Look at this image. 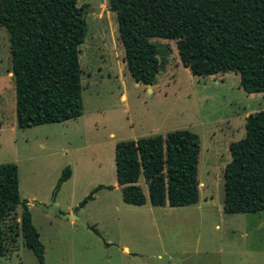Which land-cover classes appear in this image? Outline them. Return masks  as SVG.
Wrapping results in <instances>:
<instances>
[{"label": "rangeland", "instance_id": "obj_1", "mask_svg": "<svg viewBox=\"0 0 264 264\" xmlns=\"http://www.w3.org/2000/svg\"><path fill=\"white\" fill-rule=\"evenodd\" d=\"M82 5L87 26L79 55L83 110L74 120L18 128L9 35L0 28V164L17 166L20 200L27 201L44 246V264H264V224H258L264 212H223L228 146L244 137L245 118L264 110V93L246 94L232 72L192 76L175 41L161 38L151 41L166 66L154 85H139L126 70L107 0H77ZM175 130H189L200 140L198 202L153 207L140 181L145 204H124L116 185L115 145ZM65 167L71 177L53 197ZM98 185L111 189L98 191L75 211ZM32 201L54 202L77 220L47 214ZM20 213L18 206L13 216ZM9 249L0 264H38L21 235Z\"/></svg>", "mask_w": 264, "mask_h": 264}, {"label": "trees", "instance_id": "obj_2", "mask_svg": "<svg viewBox=\"0 0 264 264\" xmlns=\"http://www.w3.org/2000/svg\"><path fill=\"white\" fill-rule=\"evenodd\" d=\"M115 14L123 62L131 78L152 86L166 59L152 39L176 43L179 60L194 77L228 72L246 94L264 93V0H107ZM86 5L77 0H0V28L9 35L18 128L62 123L82 115L80 46L87 33ZM169 49V47H168ZM223 170V212H264V110L245 118V135L228 146ZM200 140L175 130L115 145L114 165L124 204L143 206L146 186L153 207L194 205ZM71 177L65 167L53 190ZM116 183V184H117ZM110 186L98 185L75 211ZM21 207L16 218L13 214ZM96 235L95 227H89ZM21 235L23 246L44 264V246L20 200L18 169L0 164V258Z\"/></svg>", "mask_w": 264, "mask_h": 264}, {"label": "water", "instance_id": "obj_3", "mask_svg": "<svg viewBox=\"0 0 264 264\" xmlns=\"http://www.w3.org/2000/svg\"><path fill=\"white\" fill-rule=\"evenodd\" d=\"M98 10V9H97ZM97 10H95L97 12ZM83 16H84V13H83ZM137 84H139L138 82H136ZM118 187L120 188V184L117 183ZM31 205L37 207L38 209L42 210L43 212L47 213V214H54L56 216H59L60 218L62 219H75L77 220V217L76 215L72 214H64L60 211V208L58 206V204L56 203H51L50 205H44L43 203H39L37 201H32L31 202Z\"/></svg>", "mask_w": 264, "mask_h": 264}, {"label": "crops", "instance_id": "obj_4", "mask_svg": "<svg viewBox=\"0 0 264 264\" xmlns=\"http://www.w3.org/2000/svg\"><path fill=\"white\" fill-rule=\"evenodd\" d=\"M139 85H141V84H139ZM116 185H117V184H116ZM117 186H118V185H117ZM258 224L263 225V224H264V220H263V221H260ZM123 250H124V251H127L126 248H124Z\"/></svg>", "mask_w": 264, "mask_h": 264}]
</instances>
